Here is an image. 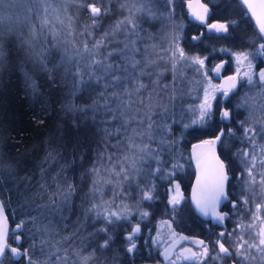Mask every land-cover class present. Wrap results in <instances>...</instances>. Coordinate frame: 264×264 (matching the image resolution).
Masks as SVG:
<instances>
[{"label":"trees","instance_id":"trees-1","mask_svg":"<svg viewBox=\"0 0 264 264\" xmlns=\"http://www.w3.org/2000/svg\"><path fill=\"white\" fill-rule=\"evenodd\" d=\"M185 1L174 0L171 9L166 10L164 0H86L87 3H96L102 12L109 9L107 15L98 18L96 28L90 27L92 17L87 8L76 4L68 5V15L73 17L69 26L63 0H44L45 5L36 4L31 12L23 3L7 9L18 20L11 26L12 32L5 33L2 38L6 62L0 65V197L11 226L23 223L19 233L21 243L17 244L13 234L8 243L22 251L28 249L37 264H83L81 258L93 252L95 257L88 264H138L145 261V254L138 247L142 246V238L139 241L138 236H133L136 248L128 253L127 237L137 224L144 236L145 232L154 229V221L158 219H170L174 228L181 232L192 226L187 223L190 219L185 214L186 211H194L190 203L194 180L190 147L201 140L215 139L220 131L226 134L216 146L229 175V198L225 201V209L230 213L229 227L233 230L241 228L242 222L237 224L232 220L243 219L231 213L239 210L258 213L256 205L264 204L259 184L254 191L248 190L243 182L247 176L242 175L243 170L239 166L237 151L241 142L246 140L249 146L251 144L245 138L240 123L247 120L245 113L236 106V101L242 100L238 94L244 89L241 73L248 66L247 62L239 64L234 55L237 52L255 53L259 43L264 41L257 39L259 32L238 0H206L212 9L210 22L227 24L226 33L210 31L192 21ZM5 3L9 4L11 0H5ZM121 4L126 7L122 9ZM142 4L145 9H151L156 18H151L148 11L135 10ZM3 7L0 5V10ZM129 8L138 28L132 29L127 25V30H122L114 39L109 37L105 41L107 46L101 47L94 57L104 61V65L114 66L112 72H105L104 65L92 64L93 57L83 52V45L87 43L92 48L110 26L130 15ZM168 11H172L170 19ZM45 16L48 23L42 24ZM60 20L64 22L60 23ZM33 28L39 39L32 41L31 45L23 43L30 38ZM172 35L179 36L178 43L186 56L204 59V70L212 82L216 84L219 81L211 77L218 65L223 66V77H236L239 82L238 90L225 99L220 92L214 95L210 118L187 128L180 121V118H185L181 111L195 101L194 96L202 86L195 89L200 81H195L196 75L189 60H181L173 71L172 62L168 59ZM194 36L198 39L194 40ZM253 40L257 41L255 45ZM125 43L129 44L128 49H124ZM132 47L139 49L135 53L136 59L141 61L137 70L131 69L125 59L132 55ZM109 52L113 55L108 56ZM38 54L45 58L43 64L39 62ZM145 58L157 63L146 69L152 72L151 77H142L143 82L149 85L141 93L144 104H140L134 95L130 109L125 110L121 106V100H127L124 96L120 100L112 97L105 107L99 97V93L105 92L104 84L112 83L110 77L113 74L124 75L122 71L115 70V66L129 67L132 75H137ZM250 59L253 72L264 70V54L250 56ZM21 66L35 80L38 91L33 92L31 82L25 80L20 70ZM45 67L51 69L50 75L43 70ZM158 72L163 74L159 76V84L153 85ZM96 77H100L99 82ZM128 87L131 88L132 84L129 83ZM114 90L123 91L120 87L108 88L105 95ZM148 93L153 95L151 109L147 107ZM173 95L175 99H172ZM98 99L99 104L90 107ZM158 105L166 106L168 112L165 113ZM225 110L230 112L229 119L221 115ZM259 111H255L254 119L261 118L262 112ZM153 121L149 130L147 125ZM165 125L170 126V131L165 129ZM254 126L257 130L256 146L264 145L260 125ZM133 129L141 135H135ZM128 137H132L139 148H130ZM178 147L183 151L179 163L180 156L173 151ZM140 148L144 151L141 152ZM157 152L162 156L161 161H165L162 165H180L173 168L174 175L169 176L164 171L162 176L152 171L157 160L151 159V153ZM125 156L129 159L125 160ZM94 166L100 171L99 177H94L90 171ZM113 167L116 170L126 168L132 179L122 180L106 171ZM255 172L258 175V170ZM94 179H99L100 183L94 185ZM107 179H112L113 183H106ZM117 180L122 182L118 184ZM149 180L154 185V198L139 201L141 190L148 186ZM174 182L181 187L183 201L170 208L168 188ZM245 197L247 204L243 202ZM94 204L99 207L90 210ZM124 205L132 210L127 218L117 220L113 217V223L106 222L104 216L108 212L123 215ZM142 206L143 210L147 208L151 212L146 220L138 214ZM97 212L102 215L98 216ZM259 212L264 217V207ZM191 217L195 218L194 215ZM103 228H107V232L100 231ZM108 237H111L109 247L101 249L99 245ZM147 241L144 246L152 245L149 237ZM3 264H28V260H16L6 253Z\"/></svg>","mask_w":264,"mask_h":264},{"label":"snow or ice","instance_id":"snow-or-ice-1","mask_svg":"<svg viewBox=\"0 0 264 264\" xmlns=\"http://www.w3.org/2000/svg\"><path fill=\"white\" fill-rule=\"evenodd\" d=\"M44 0H11V3L6 4L5 0H0V5H3V10H0V65H3L6 62V49L3 44V36L5 33H11L12 32V25L15 24L18 20V18L14 19L13 15L7 11L9 7H12L15 4H21L23 3L24 5L27 6V9L29 12L34 11V5L43 3ZM110 2V0H109ZM241 2L247 6V9L251 10V13L253 16L256 17V22L259 26V33L257 39L260 41H264V0H261V3L259 5V8L261 11L259 13L256 12L255 6L252 3V0H241ZM64 3V8L63 11L66 15V18L68 19L69 26H71L73 22V17L71 15H68V5L70 4H76L78 6H82L87 8L89 11L90 16L92 17V24L90 27L96 28L97 25V20L101 15H107L109 12V9L105 8L102 12L101 7H97L96 3H87L86 0H63ZM174 3V0H164L163 7L168 10L171 9L172 5ZM120 7L123 9L126 7L125 4H121ZM199 9L201 11L193 13L196 16V19L205 21L207 17V13L209 11L208 6L206 4H199ZM137 12H143V11H148L149 16L151 18H156L155 14L151 11V9H145L144 5L142 4L140 7L135 9ZM44 11L47 12L48 9L47 7L44 8ZM54 11H58L54 9ZM130 15L126 16L122 20H117L114 25L110 26V28L103 33L101 38L99 40H96L92 46V48H89L87 43H84L83 45V52L89 54L90 56L93 57L92 59V64L94 65H104V61L95 59L94 57L97 55L99 52V49L101 47H106L107 45L105 44V41L109 39V37H112L113 39L117 36L118 33H120L122 30H127V25H131L132 29L138 28V24L135 22V17L131 15L132 9H128ZM172 15V11H168V18L170 19ZM57 19H59V16H57ZM63 20H60V23H63ZM42 24H47L48 19L47 16H45L41 20ZM210 29H214L217 33H226L228 32L229 26L227 24H211L209 25ZM91 35V33H89ZM39 39V34L33 28L31 30V36L28 40L23 41V43L31 45L32 41L38 40ZM194 39H198V37H195ZM179 36L177 35H172L171 37V56L168 58L173 65V71H175V65L179 63L181 60L188 59L194 62L195 64L203 65L204 64V59L200 58L199 56H186L185 51L182 47L179 46L178 44ZM111 42V41H109ZM134 45V41L131 42ZM257 43L256 40L252 41V44L255 45ZM154 47V46H153ZM129 44L125 43L124 44V49H128ZM117 51V50H113ZM119 51H123V49H120ZM223 51V49H222ZM132 55L130 57H125V59L128 62V65L131 67L133 70H137L138 66L141 65V61L137 60L135 57V53L139 52L138 48L132 47L131 48ZM264 54V43H259L256 52L251 53V52H237L234 53L236 60L238 63H244L247 62V66L249 69H252V61L250 59L251 57L258 56ZM108 56H112L113 52H109L107 54ZM38 59L41 64L44 63L45 58L43 57L42 54H38ZM160 59H164L163 57H160ZM206 59V58H205ZM156 60H148L145 58L143 67H139L138 69V74L137 75H132V73L129 71V67H123L121 68L120 65L115 66V70H120L124 73V75H111L110 79L112 83H106L104 84V89L105 92H107L108 88H116L120 87L123 89L122 92L119 91H112L108 95H105V92L99 93V97L103 99L104 101V106L107 107L109 104V100L112 97H115L117 100H120L121 96L127 97V100H121V106L127 110L131 108V105L133 103L132 97L135 95L139 99L140 104H144V99L141 97V93L148 89L149 85L144 83L142 80V77L152 76V72L146 71L147 68H150L152 65L156 64ZM222 67L218 66L216 68V71L219 72V68ZM105 72H112L114 70V66L112 64H107L104 65ZM21 72L24 75V78L26 81H30L31 88L33 92L38 91V85L36 84L35 80L32 79V76L29 74L28 71L24 69L23 66H21ZM44 71L48 72L49 75L51 74V69H48L45 67L43 69ZM162 72L157 73V79L152 81L153 85H158L159 84V76L162 75ZM79 75V73H77ZM244 76L247 78V83L249 85H259V89L256 92V95L254 96H246L242 98V102L238 105V107H247L249 110V115L247 120L245 121H240L241 126L244 131V136L247 140H249L253 148L256 147V136H257V130L256 127L254 126L255 124L260 125V132L264 133V70H260L258 73H249L245 72ZM254 77H258V79H254ZM175 80V76L173 77ZM81 82L83 81V77H80ZM97 82H99L100 77H96ZM229 80L233 81L231 87L235 88V80L236 77H229ZM131 83L132 87L129 88L128 84ZM165 88L168 87V85H164ZM79 90V89H77ZM155 91V89H153ZM175 88H173V93H175ZM225 95H227V92H225ZM172 99H175V95L172 96ZM148 100L149 104L147 107L149 109L152 108V100H153V95L152 93H148ZM99 104V99L93 101V105L90 107H96ZM163 108V111L165 113L168 112V108L163 105H158ZM71 107V106H70ZM259 108L262 112L261 118L259 119H254V113ZM210 109L211 105L208 103L207 100V94L205 95V102L199 105L198 110H193L194 113V118L190 120V123H185L183 127L187 128L190 126V124H197V123H203L206 118H210ZM83 111V109H81ZM224 119H229L230 118V112L228 110L223 111L221 114ZM149 119H151L149 117ZM126 123L128 122L127 120L125 121ZM153 122H150L147 127L150 130L153 126ZM165 129L170 131V126L165 125ZM135 135L139 136L141 133L137 132L136 129L132 130ZM226 134L223 131H220L219 135L216 136L215 140L211 141H204V144L208 145H215L218 141H221V138L224 137ZM128 144L130 148H139L138 145L133 143L132 137H128ZM163 143V141H162ZM197 147H200L199 145ZM141 152L144 151L143 148L139 149ZM238 155L241 157L240 163L243 165V171L242 175L246 174L247 179L243 181L245 184L251 188L252 186H255L259 184L260 186V193L261 196L264 197V145L260 146V153L257 154L256 152H249L245 150H240ZM48 156H51V153L48 154ZM111 159V157H109ZM125 160L129 159V157L125 156ZM157 160V166L152 169L153 172H159L163 176L164 174V169L162 167L163 162L160 160L159 156L155 157ZM257 162L261 165V168L258 170V176L259 179L257 178V173L254 172V170L257 167ZM173 168L179 167V165L174 164L172 165ZM133 168L135 169V162H133ZM94 177H99L100 176V171L97 167H93L90 170ZM110 171L115 177L117 178H122V180H130L132 177L129 175L128 170L126 168L121 167L119 170H116L115 167H113ZM138 172L139 169H136ZM169 176L174 175V172H169ZM229 181V175L228 171L226 170V165L225 163L220 160L219 158L215 159L214 167L211 173V178H210V184L206 186L205 190L202 192V195L200 198H196V205L200 209V211L204 215H209L211 214L214 216V218L220 222L224 220V215L220 214L216 211L217 206L221 202V200H227L228 199V192H227V184ZM121 180H117L116 183H121ZM100 183L99 179H94L93 184L96 185ZM106 183H113L112 179H107ZM199 183V181H198ZM69 189L71 190V186H69ZM175 189H179V185H175ZM153 192H154V185L151 183V180H149L148 186L145 189L141 190V198L142 200H152L153 197ZM195 198V197H194ZM179 201L177 198L174 196L171 200L170 203L175 205ZM243 202L245 204L248 203L247 198H243ZM99 206L98 205H93L92 209L90 210H96ZM235 207V205H233ZM264 207V204H257L256 205V211L259 212L261 208ZM211 210V211H210ZM107 212V209H105ZM131 208L128 207L127 205L123 206V215L119 212L111 211L108 212L107 215L104 216V219L108 223H113V217L115 219H121V218H127L129 214H131ZM97 215L100 216L102 215L100 212H97ZM141 216H147L148 212L144 211L140 213ZM254 219H261L258 216H254ZM18 227H23V223L18 225ZM241 229L245 228V225L241 224L240 225ZM247 228H256V225L253 223H250L246 226ZM100 231L107 232V228L100 229ZM140 227L139 225H136L133 231L129 234L127 237V240L129 241V246L127 247L126 251L128 253H132L135 248L136 244L133 240V236L136 233H139ZM223 233H221V236ZM255 236V239L252 240L251 242L249 240H245L243 235H240L238 237L237 242L233 245V247L236 250V255L243 257L244 259L248 258V255L250 254V251L252 249H256L260 253H264V220H261V227H259L258 231H255L253 233ZM8 232H7V227H6V217L4 216V208H3V203L0 202V264H3V261L6 257V253H10L11 257L15 258L16 260H20L22 258H27L28 264H37V262L33 259L32 256L29 255L28 249H23L21 251V248L18 247H12L7 240ZM14 239L19 240L20 237L16 236ZM111 237L105 238L103 243L99 245L101 249H106L109 247V240ZM182 239H187V237H182ZM43 243V241H42ZM196 244L203 245V241H195ZM218 245V255L217 258H219V253H223L226 256L232 255V252L228 247H225V244L220 242L219 240L217 241ZM245 245H247V249H245ZM185 251L190 252V249H186ZM208 252L207 246H204L202 249V253H195L191 252L192 257H198L199 255H206ZM167 254V252H166ZM95 257V252L91 253L88 256L82 257L83 264H88V261L93 259Z\"/></svg>","mask_w":264,"mask_h":264},{"label":"flooded vegetation","instance_id":"flooded-vegetation-1","mask_svg":"<svg viewBox=\"0 0 264 264\" xmlns=\"http://www.w3.org/2000/svg\"><path fill=\"white\" fill-rule=\"evenodd\" d=\"M188 2L190 4L188 5ZM199 4H206L208 6V13L205 21L196 19V16L193 13L201 11L199 9ZM185 8L189 12V17L192 21L200 26H208L213 24L210 22L212 16V9L208 5L206 0H186L184 2ZM221 80L223 78H220ZM220 159V157H219ZM221 160V159H220ZM226 165V164H225ZM239 165V164H238ZM240 166V165H239ZM193 184L191 187V205L194 211H186L185 214L190 220H187V223L192 226H187L184 232L178 231L175 228L176 237L171 242H167L164 246H159L157 243H154L150 246H144L146 241L144 240L146 235L142 236V246H138L142 249V252L145 254L144 260L138 264H264V253L258 252L256 249H252L247 259H244L241 256L236 255V250L233 245L237 242L238 237L243 235L245 240L250 242L255 239L253 233L256 231V228L247 229H232L229 227L231 221L229 220V211L225 209V201L221 200L219 205L216 208V211L224 215V220L222 222L216 220L211 214L204 215L196 205V198L193 196ZM229 198V197H228ZM235 205V204H234ZM211 211V210H210ZM253 210H239L233 216L242 217V221H234L233 223L242 222V224H248V222L253 218ZM248 212V213H246ZM191 215H194L195 218H192ZM173 216V214H171ZM253 223V222H252ZM245 230V231H244ZM244 231V232H243ZM201 233V234H200ZM221 233L223 235L221 236ZM18 236L19 234H13ZM182 237H187V239H182ZM220 241L225 244V247H228L232 252V255L226 256L223 253L218 255V245L217 241ZM195 241H203V245L196 244ZM148 244V241L147 243ZM204 246H207L208 252L206 255H199L198 257H192L191 252L202 253ZM18 247V246H15ZM172 247L170 253L165 255L167 248ZM190 249L191 251H185ZM247 249V245H245Z\"/></svg>","mask_w":264,"mask_h":264},{"label":"rangeland","instance_id":"rangeland-1","mask_svg":"<svg viewBox=\"0 0 264 264\" xmlns=\"http://www.w3.org/2000/svg\"><path fill=\"white\" fill-rule=\"evenodd\" d=\"M40 4H43L45 5V3H40ZM190 4V2H188V5ZM190 16V15H188ZM211 25V24H209ZM209 25L208 26H202L203 28L204 27H207L208 30H214V29H210L209 28ZM195 38V36H194ZM180 47L181 44L178 43ZM171 48V47H170ZM188 60V59H187ZM191 62V67L190 68H194V72H195V81L196 82H201L202 81V85H199V83L196 85V88H199L200 86H202V88H200L201 90L196 92L194 98H195V101L192 103V104H188V106H186L182 111H181V114H183L185 116V118H180V121L182 123H190V120L192 118H194V113H193V110H198L199 109V105L204 103L205 102V95L207 94V100H208V103L211 105V109H212V104H213V101H214V95H216L217 92H220L222 93V96L223 98L225 99L226 95L222 92L221 90V83L218 81L216 84L215 82H212L210 79L211 78H208L207 76V73H206V70H204V65H199V64H195L194 62H192L191 60H189ZM240 64V63H239ZM241 64H245V63H241ZM219 66V65H218ZM253 68V67H252ZM245 69V72H249L250 74L253 73L252 69H249L248 67H244ZM216 68L213 69L212 71V74H211V77H214V72H215ZM260 71V70H259ZM259 71H257L256 73H258ZM193 72V71H192ZM241 73V80L244 82V89L242 92H240L238 95H240L241 98H244L247 94V96H254L256 95V92L258 91L259 89V85H249L247 83V78L244 76V73ZM209 79V80H208ZM254 79H258V77H254ZM242 102L241 99H239L238 101H236V106H237V109L238 110H241L242 112L245 113V119H247L248 115H249V110L247 107H238V105ZM210 109V110H211ZM257 112L259 111V108L258 110H256ZM260 112V111H259ZM245 121V120H244ZM202 124V123H200ZM191 125V124H190ZM185 128V127H184ZM242 145L241 148L237 151V156H238V160L240 162L241 160V157L238 155V152H240V150H245V151H249V152H256L257 154L260 153V145L259 146H256L255 148H253V145L252 143L250 144V146L247 144V141L245 140L244 143L241 142ZM174 153L176 156H180V155H183V151L182 149H180V147L178 148H175L174 150ZM159 156L160 160H162V156L160 155V152H157V154H154V153H151V159L153 160H156L155 157ZM146 160H148L146 158ZM178 163L180 162L181 160V156H180V159H178ZM165 163V161H163ZM157 166V163L154 164V167ZM180 166V165H179ZM163 169L165 170V173H169V172H174L175 169H173V167H168L167 165H162ZM240 168L243 170V165L240 163ZM258 168H261V165L259 164V162H257V167L255 170H259ZM254 170V172H255ZM258 176V175H257ZM244 181V180H243ZM178 183L177 182H174L169 188H168V195H167V203L169 205L170 208L176 206V205H179L180 202L183 201V197H182V190H181V187L179 185V189L176 190L175 189V185H177ZM246 188L248 190L252 189V191L255 190L256 188V185L255 186H252L251 188H249L248 185H246ZM115 194L113 193L112 194V197L114 196ZM176 197L177 200L179 201L177 204L173 205L170 203V200L173 198V197ZM139 201H142V198H141V194L138 198ZM148 212V215L147 216H142V219H145L146 220V217H148L151 212L148 211V209L146 208V210H143V206L140 207V211L138 212V214L140 215L141 212ZM253 218L248 222V224L252 223L256 225V231H258L259 227H261V220H264V217L262 215L261 212H258V213H253ZM254 216H258L260 217L261 219H254ZM155 223V226H154V229L151 230L150 232H145V241L146 239L149 237L150 238V242L151 244L154 243H157L159 246H164L167 242H171L172 240L175 239L176 237V232L174 231V225L173 223L171 222L170 219H158L156 221H154ZM247 224V225H248ZM138 225V224H137ZM246 225V226H247ZM140 227V231L139 233H136L135 235L138 236V240L140 239V237H142V233H141V226L139 225ZM245 229H247V232L249 231V228L245 227ZM245 231V230H244ZM243 231V232H244ZM144 233V231H142ZM140 241V240H139Z\"/></svg>","mask_w":264,"mask_h":264},{"label":"water","instance_id":"water-1","mask_svg":"<svg viewBox=\"0 0 264 264\" xmlns=\"http://www.w3.org/2000/svg\"><path fill=\"white\" fill-rule=\"evenodd\" d=\"M239 1L241 5L243 6V8L246 10L247 14L249 15L250 19L252 20L256 29L259 32V26L256 22V17L252 15L251 10L247 9V6L244 5L241 2V0ZM252 3L255 6L256 12L259 13L261 11V9L259 8L261 0H252ZM221 69L222 68H219V72L215 71L216 77H219L221 75ZM232 83L233 81L229 80V78H223L221 81V90L227 92L228 94L231 93L232 91L236 89L238 85L237 79L235 80V85H236L235 88L231 87ZM211 140H215V139L198 141L192 144L190 147V155H191V160H192V164H193L194 172H195L193 189H192L193 196L195 198H200L206 186L210 184V178H211V173L214 167L215 159L218 158L217 153H216V144L214 146L204 144V141H211ZM198 145L200 147H197ZM0 202L3 203L1 197H0ZM3 208H4V216L6 217V227H7V232H8L7 240L9 241L10 234L19 233L21 228L18 227L17 225L13 229H11L10 221H9L7 211H6L4 204H3ZM17 243L18 244L21 243V237L19 240H17ZM171 249L172 247L167 248V250L165 251V255L169 254Z\"/></svg>","mask_w":264,"mask_h":264},{"label":"bare ground","instance_id":"bare-ground-1","mask_svg":"<svg viewBox=\"0 0 264 264\" xmlns=\"http://www.w3.org/2000/svg\"><path fill=\"white\" fill-rule=\"evenodd\" d=\"M221 78H229V77H223V76L221 75Z\"/></svg>","mask_w":264,"mask_h":264}]
</instances>
